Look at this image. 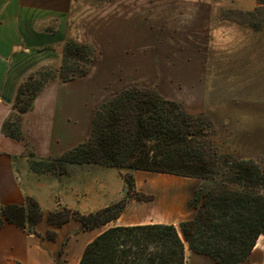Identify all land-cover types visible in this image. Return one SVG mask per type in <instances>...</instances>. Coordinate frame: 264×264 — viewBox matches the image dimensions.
<instances>
[{
	"label": "rangeland",
	"instance_id": "1",
	"mask_svg": "<svg viewBox=\"0 0 264 264\" xmlns=\"http://www.w3.org/2000/svg\"><path fill=\"white\" fill-rule=\"evenodd\" d=\"M255 1L68 0L48 23L53 33L63 27L62 43L52 45V60L28 76L37 72L35 81L46 88L60 82L66 43L84 44L94 61L88 74L75 80L84 84L89 116L127 86H155L166 99L208 122L213 146L239 158L254 155L253 160L264 167L260 150L250 141L259 126L252 118L253 101L264 94V86L246 78L251 70L247 63L259 57L264 61V6H256ZM89 116L83 141L90 133ZM58 157L33 158L32 162L65 175L68 164L54 160ZM100 167L109 172L108 177L102 176L96 191L99 196L91 202L103 205L109 197L106 188L117 190L119 178L131 172ZM133 175L135 188L121 224L153 222L179 227L194 218L197 211L190 201L200 180L142 171ZM34 186L37 193L44 192L38 183ZM127 194L126 185L122 198Z\"/></svg>",
	"mask_w": 264,
	"mask_h": 264
},
{
	"label": "trees",
	"instance_id": "2",
	"mask_svg": "<svg viewBox=\"0 0 264 264\" xmlns=\"http://www.w3.org/2000/svg\"><path fill=\"white\" fill-rule=\"evenodd\" d=\"M256 1L264 6V0ZM93 56L84 44L68 41L57 80L86 76ZM36 74L20 84L12 115L3 126L4 133L18 141L24 140V117L46 88L35 81ZM54 160L131 172L122 176L128 187L124 198L89 214L61 207L47 216L55 228L71 219L87 230L117 221L128 206L135 188L133 174L138 171L200 180L190 201L197 211L194 218L179 227L164 223L110 227L87 246L79 264H189L187 247L217 264H242L264 235V167L213 146L208 122L166 99L155 86L130 85L112 94L96 109L85 141ZM32 168L53 172V167L40 168L33 162ZM43 218L42 207L33 197L23 205L0 203V228L15 224L38 236L36 225ZM48 237L55 239L56 233L51 231Z\"/></svg>",
	"mask_w": 264,
	"mask_h": 264
},
{
	"label": "crops",
	"instance_id": "3",
	"mask_svg": "<svg viewBox=\"0 0 264 264\" xmlns=\"http://www.w3.org/2000/svg\"><path fill=\"white\" fill-rule=\"evenodd\" d=\"M67 1L0 0V203L23 205L27 197H33L44 212L43 220L36 225L38 236L28 234L15 224L0 228V264H79L87 246L105 227L153 223L121 224L124 211L117 221L93 230L85 229L75 219L59 228L49 224L48 214L61 207L89 214L118 202L126 192V184L119 178L117 190L106 188L108 201L96 204L91 198H98L96 191L102 176L108 177L109 173L102 167L68 164L65 175L36 172L32 168L33 158L48 160L82 143L89 115L83 98L84 84L79 80L54 82L40 94L34 109L24 117V140L12 139L3 131L20 84L34 68L52 60V45L61 44L65 37L62 26L53 33L49 24ZM247 64L251 70L246 78L264 86V61L259 57ZM253 106L252 118L259 126L250 141L260 150L264 161V94L253 101ZM89 117L91 127L94 116ZM36 183L44 187L43 193L36 192ZM51 231L56 233L55 239L48 237ZM186 256L189 264H217L188 247ZM242 264H264V235Z\"/></svg>",
	"mask_w": 264,
	"mask_h": 264
}]
</instances>
